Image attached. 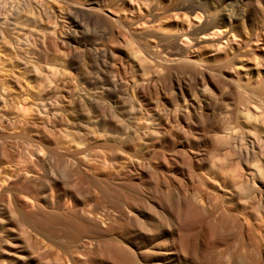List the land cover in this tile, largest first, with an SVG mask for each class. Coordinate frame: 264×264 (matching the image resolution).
<instances>
[{
	"label": "bare ground",
	"instance_id": "obj_1",
	"mask_svg": "<svg viewBox=\"0 0 264 264\" xmlns=\"http://www.w3.org/2000/svg\"><path fill=\"white\" fill-rule=\"evenodd\" d=\"M132 1L188 28L135 33ZM258 31L264 0L0 3V105L21 70L36 80L30 114H0V264H264ZM136 39L127 78L117 51ZM17 146L35 159L12 172Z\"/></svg>",
	"mask_w": 264,
	"mask_h": 264
},
{
	"label": "rangeland",
	"instance_id": "obj_2",
	"mask_svg": "<svg viewBox=\"0 0 264 264\" xmlns=\"http://www.w3.org/2000/svg\"><path fill=\"white\" fill-rule=\"evenodd\" d=\"M0 3H3L5 0H0ZM138 1V0H136ZM235 1V0H234ZM105 2V1H104ZM152 1H149V3ZM176 0H161V10L162 9H170ZM108 3V2H106ZM234 3V2H233ZM10 4V3H9ZM119 6V3L117 4ZM120 14L121 19L128 23L130 26V29L139 34H145L150 31H159L163 33H175V30H172L174 27L185 26L188 28L187 21L185 20L184 13L180 10H169L164 11L162 17L161 15L156 20L153 18L152 13L150 12L149 6L145 2H131L129 5H120ZM122 8V9H121ZM68 24V23H66ZM168 27V28H167ZM167 29L163 30V29ZM178 32H183L182 30H179ZM259 35L253 37L251 41V46L249 49L251 51H254L258 53L259 55L264 56V32L258 31L257 33ZM141 39H136V41L133 42V44H127L126 46L124 42H121L119 45L123 49V51H117V57L115 60L116 67L115 69L119 71V73H122L127 78L132 77L133 75L139 74V69L136 71L133 70V64L131 57L135 55V51L140 50L141 48ZM57 50V48H55ZM55 50V51H56ZM246 49H243L245 51ZM58 52V51H57ZM176 66V64H173ZM135 68H137L135 66ZM17 73H19L18 69L15 68ZM21 84L22 87L18 88L17 86H12L11 92L8 96V102L7 104H1L0 106V114L6 118L16 119L19 120L17 117V110L13 105L19 104L20 106H24L26 109H29L28 114L31 113V110L34 108V97L33 93L35 91L34 85H36V80L31 76V74L23 73L21 70ZM26 77V78H25ZM175 86L177 89H179L180 85H185V83L188 84V81L185 77V75L179 76L174 79ZM69 82H74L73 79L69 80ZM194 82H200V84H203L205 81L199 76L198 80L192 81ZM187 84L185 86H187ZM172 85V84H171ZM174 85V83H173ZM48 90H45V92L50 93L51 89L47 88ZM220 90V89H219ZM58 91V90H56ZM224 91H228V89H225ZM222 93V92H219ZM37 128V124L33 121L28 127L27 130L34 131ZM6 131L9 133L8 135H15L18 132L16 130H12L8 127H6ZM2 132V130H0ZM11 140L13 143L18 141L19 138H12L8 139ZM17 153H12L11 160L7 163L8 169L12 172L18 171L20 168L32 164V161L35 159V156L31 154L32 148H29L28 146H17L16 149ZM38 156H41L40 153H37Z\"/></svg>",
	"mask_w": 264,
	"mask_h": 264
}]
</instances>
